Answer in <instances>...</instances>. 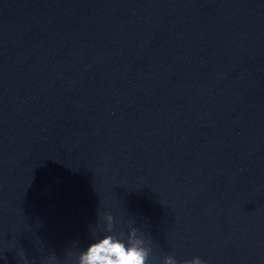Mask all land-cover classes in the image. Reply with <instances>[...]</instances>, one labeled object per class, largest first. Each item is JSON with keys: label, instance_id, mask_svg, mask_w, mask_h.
<instances>
[{"label": "water", "instance_id": "water-1", "mask_svg": "<svg viewBox=\"0 0 264 264\" xmlns=\"http://www.w3.org/2000/svg\"><path fill=\"white\" fill-rule=\"evenodd\" d=\"M104 213L149 264H264V0H0V264Z\"/></svg>", "mask_w": 264, "mask_h": 264}, {"label": "clouds", "instance_id": "clouds-1", "mask_svg": "<svg viewBox=\"0 0 264 264\" xmlns=\"http://www.w3.org/2000/svg\"><path fill=\"white\" fill-rule=\"evenodd\" d=\"M99 220L103 221L102 231L105 233L97 236L92 230L93 240L76 255L74 264H149L150 248L146 241L137 234L136 228H130L126 239L123 233L119 236L112 234L114 220L107 213L98 214ZM22 264H27L24 253H19ZM56 257L49 256L45 264H55ZM163 264H205L199 257L191 260L178 261L174 256L167 255L163 258Z\"/></svg>", "mask_w": 264, "mask_h": 264}]
</instances>
